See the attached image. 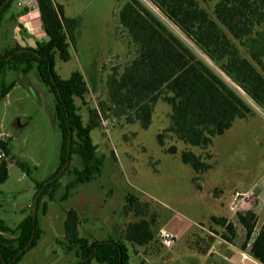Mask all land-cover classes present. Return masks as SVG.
Masks as SVG:
<instances>
[{
  "label": "trees",
  "instance_id": "trees-1",
  "mask_svg": "<svg viewBox=\"0 0 264 264\" xmlns=\"http://www.w3.org/2000/svg\"><path fill=\"white\" fill-rule=\"evenodd\" d=\"M14 1L0 0V27ZM148 1L173 28L141 0L125 3L119 24L132 42L135 57L122 71L113 69L106 81L108 98L98 108L89 110L87 124L76 105V100L84 99L89 92L83 73L75 71L63 79L55 69L57 56L64 62L72 58L70 48L77 43L79 18L66 17L63 7L54 0H37L42 28L49 40L38 43L34 49L17 44L11 51L0 50V80L8 70L26 75L37 68L41 81L55 97L53 116L62 135L57 171L43 182L34 181L37 198L32 212L15 228L0 222V264H18L38 245L44 235L41 217L48 214L50 202L66 203L80 184L102 175L107 157L98 152L92 138L101 117H125L129 123L137 121L148 129L155 106L163 101L171 107L170 125L157 136L159 144L165 147L166 136L171 135L189 147L208 149L214 138L233 127L236 119L254 115L241 94L264 109V0ZM14 86L15 83L2 86L0 101ZM0 149L7 160L15 161L30 175L28 165L12 155L10 140H0ZM165 152L177 155L178 149L172 146ZM74 157L80 164L70 172ZM181 159L196 174L211 169L193 151H183ZM7 160L2 159L0 164V185L9 177ZM67 172L73 178L58 198L60 179ZM149 212L148 203L130 194L124 213L141 219L130 223L119 239L90 241L80 236L79 212L67 209V252L75 253L77 264H92L94 260L100 264H130L129 245L149 247L158 242L156 216L148 219ZM235 216L234 221L222 217H214L213 221L227 231L229 236L223 237L230 243L238 238L240 228L244 232L242 250L264 264V222L255 235L254 210ZM209 239L208 248L214 241Z\"/></svg>",
  "mask_w": 264,
  "mask_h": 264
},
{
  "label": "rangeland",
  "instance_id": "rangeland-1",
  "mask_svg": "<svg viewBox=\"0 0 264 264\" xmlns=\"http://www.w3.org/2000/svg\"><path fill=\"white\" fill-rule=\"evenodd\" d=\"M127 1L70 0L72 12L85 15L77 46L70 48L71 60L64 62L57 56L55 69L63 79L75 71L83 73L89 92L84 99H77L76 105L86 124L89 110L108 98L106 81L113 69L122 71L135 57L132 42L119 24V13ZM141 1L172 27L148 0ZM13 83L14 88L0 101V140H10L14 158L31 171L28 175L5 157L9 177L0 185V222L11 228L32 212L37 198L34 181L43 182L57 171L62 144L53 116L55 97L41 81L37 68L26 75L8 70L0 80V93L3 85ZM241 96L254 115L236 119L233 127L214 138L208 149L189 147L171 135L166 136L165 147L159 144L157 136L170 125L171 107L163 101L155 106L148 129L137 121L129 123L125 117H101L92 138L98 152L107 157L102 175L80 184L66 203H49L48 214L41 217L44 235L18 264L79 262L75 253L66 249L64 221L70 208L76 209L82 219L81 237L90 241L121 238L130 223L141 219L124 213L130 194L150 205L148 219L156 216L158 240L149 247L129 245L130 264H253L255 259L241 248L244 232L238 228V238L230 243L223 237L229 236L227 231L213 221L214 217L234 221L237 213L254 210L255 235L264 222V109ZM172 146L177 147V155L165 152ZM185 150L201 156L211 169L196 174L182 162ZM1 154L5 155L0 149ZM79 164L74 157L69 171ZM70 172L60 179L58 198L73 178ZM236 193H249L251 197L232 209ZM163 229L177 236L170 247L159 239ZM209 237L214 241L208 248ZM92 264L100 263L94 260Z\"/></svg>",
  "mask_w": 264,
  "mask_h": 264
},
{
  "label": "crops",
  "instance_id": "crops-1",
  "mask_svg": "<svg viewBox=\"0 0 264 264\" xmlns=\"http://www.w3.org/2000/svg\"><path fill=\"white\" fill-rule=\"evenodd\" d=\"M54 2L63 7L66 17L79 18L81 27L85 12L80 15L72 12L70 0H54ZM48 40L49 38L42 28L37 0L14 1L2 19L0 27V50L11 51L17 44L22 48L34 49L38 43L47 42ZM78 41L77 34V43ZM252 262L253 264H261L257 260Z\"/></svg>",
  "mask_w": 264,
  "mask_h": 264
},
{
  "label": "built area",
  "instance_id": "built-area-1",
  "mask_svg": "<svg viewBox=\"0 0 264 264\" xmlns=\"http://www.w3.org/2000/svg\"><path fill=\"white\" fill-rule=\"evenodd\" d=\"M19 5L21 4L19 3ZM4 158L5 155L1 154L0 159H4ZM250 197L251 194L249 193L247 194L236 193L235 200L232 204V209H237L238 207L244 205L245 201ZM159 239L164 246L170 247L175 243L177 236L173 232L163 229L159 232Z\"/></svg>",
  "mask_w": 264,
  "mask_h": 264
}]
</instances>
